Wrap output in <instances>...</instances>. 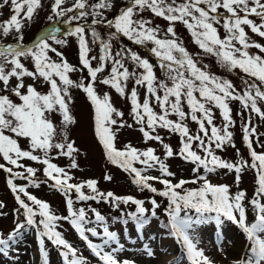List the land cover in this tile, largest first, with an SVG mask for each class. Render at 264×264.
<instances>
[{
  "label": "snow or ice",
  "instance_id": "1",
  "mask_svg": "<svg viewBox=\"0 0 264 264\" xmlns=\"http://www.w3.org/2000/svg\"><path fill=\"white\" fill-rule=\"evenodd\" d=\"M46 4L49 24L26 41V28ZM5 7L10 14L0 20V171L7 174L16 206L13 229L7 235L0 231V256L12 253L18 261L16 245L27 229L38 242L41 264H50L49 243L63 264H90L61 230L67 222L96 264H137L123 255L128 249L122 236L130 223L142 236L162 210L167 217L162 226L182 244L190 264H216L198 247L197 228L214 224L219 240L229 222L248 242L234 264H264V132L259 131L264 125V0H0V9ZM178 26L199 51L188 49ZM69 38L77 45L78 64L63 51ZM206 57L236 73L243 87L212 72ZM74 73L81 74L79 79L72 78ZM73 90L89 103L92 136L105 161L127 173L139 192L151 193L147 201L101 191L96 179L75 182L71 170L79 168L81 149L70 136L80 123ZM112 92L126 101L133 123L115 105ZM233 103L240 106L242 142L250 160L236 148ZM134 125L143 148L119 144L121 129ZM162 131L178 137V150L165 142ZM150 143L162 148V156ZM228 147L240 157L235 162L217 154ZM176 156L193 165L189 178L174 179L167 160ZM61 157L69 160L67 167L54 162ZM218 169L235 174V191L211 181ZM246 170L254 173L251 196L239 188ZM103 179L113 177L105 173ZM41 184L63 195L66 215L29 190ZM89 201L116 210L119 215L111 223L125 226L122 231L110 230L109 218ZM6 208L0 200V217L8 215ZM144 253L155 255L147 244Z\"/></svg>",
  "mask_w": 264,
  "mask_h": 264
},
{
  "label": "rangeland",
  "instance_id": "2",
  "mask_svg": "<svg viewBox=\"0 0 264 264\" xmlns=\"http://www.w3.org/2000/svg\"><path fill=\"white\" fill-rule=\"evenodd\" d=\"M119 2L122 3L123 0H119ZM46 13L47 4L45 6V10L40 11L38 18H36L35 21L26 28V41L32 40L38 32L42 31L45 26L49 24L46 18ZM9 14L10 7L0 9V20L7 19ZM156 22L162 26L165 24L162 20H157ZM58 26L61 28L68 27V25L63 23H60ZM178 32L185 40V44L190 51H199V49L191 43V38L185 29L178 26ZM69 39L70 44L68 47L64 48L63 51L70 63L78 64L77 45L74 39ZM125 43L128 42L125 41ZM135 50L139 51L141 55H147V53L141 48H136ZM204 63L209 64L210 70L215 74L232 80L238 89L243 87L239 76H237L234 72L230 73L226 69L221 68L215 62V58L206 57L204 58ZM80 75V73H74L72 74V78L79 79ZM83 75H86V72L83 73ZM106 90L108 89H101V91ZM140 91L141 95H143V89ZM112 95L115 105L125 112V119L128 120V123H133L131 118L128 116L129 106L126 101L121 99L114 92H112ZM73 96L75 101V115L79 119L80 123L71 130L70 136L75 139L77 146L81 149V154L77 157L79 168L71 170V174L74 176L75 182H80L86 179H96L99 181L98 187L101 191H112L117 195H133L136 198L145 199L147 201V199L151 197V193L147 191L143 193L139 192L131 183L127 173H124L122 170L107 164L99 146L96 144L92 136L89 103L84 94L79 90H73ZM232 108L233 116L237 121L236 127L232 129L236 148L240 149V152L243 154L245 159L250 160V157L247 155V149L242 142L241 117L237 115V112L240 110V106L238 103H233ZM219 122V114L217 113V123ZM192 127L195 129V125H192ZM259 131L264 132V125L259 127ZM161 135L165 137L166 143H170L175 150H178L179 141L177 136L168 134L164 131L161 132ZM125 143H131L140 148L145 147L142 141L141 133L138 131L137 126L134 125L133 128L121 129L119 133V144L122 146ZM149 146L155 147L157 149V154L162 156L163 150L159 145L150 143ZM257 151H260V149L257 148ZM217 154L229 162H235L240 158L236 153V149L231 147H228L223 151H218ZM54 162L62 167H67L69 164V160L64 157H61ZM27 163H30L34 167H40L34 162ZM167 163L170 166V170L176 173V177L174 179L189 178L191 176V169L193 165L182 160L180 157L176 156L169 158ZM105 173L111 174L113 179L111 181H105L103 179ZM152 174L159 175V173L155 170L152 171ZM6 175V173L0 171V200H3L6 203L7 208L4 209V211L8 213L7 216L0 217V231H2L5 235H7L14 227L12 210L16 206L13 194L6 186ZM209 178L215 184H227L232 187L233 191L236 190L235 174L233 172L218 169L217 172L211 174ZM41 179H43L42 175ZM155 186L157 188L162 187L159 184H156ZM239 188L247 190L249 196L253 194L254 173L251 170H246L242 174ZM29 190L39 199L48 202L57 214L66 215L65 198L60 192L53 190L46 184H41L39 188H30ZM157 199L160 200L161 198L157 197ZM87 203L109 218L110 230L116 231L119 234L125 227L120 223H111V218L118 216L119 213L112 209L108 204H97L94 201H89ZM77 206L79 207L84 205ZM146 206L150 207V205L147 204ZM121 207L125 211L135 210V206L122 205ZM253 215L254 214L250 212L249 221H252ZM158 216L167 218L163 214L162 210H158ZM62 223L63 227L61 230L64 232L65 237L73 243L74 246L79 248L85 257L89 258L90 264H96V260L87 250L86 244L79 239L78 235L67 222ZM160 223V219H153L152 222L143 230L142 236L135 232L134 225L130 223L127 226V231L121 239V242L125 243V246L128 249V251L123 255L135 260L137 264H175L177 259L180 260V264H190L187 259L186 250L183 248L182 244H180L175 237L167 234V231ZM217 236L218 230L215 225L211 223L198 227L196 231V238L199 241L198 247L203 248L207 255L213 257L216 260V264H234L235 261L245 255L248 242L237 226L231 224L230 222L226 223L222 228V235L219 240L217 239ZM91 239H93L94 242H100L96 238ZM133 240L135 243H132ZM145 244H147L155 253L153 257H148L144 253ZM237 246H240V248L236 249ZM16 247L20 249L19 260H14L13 254L10 253L7 257L0 256V264H41L38 242L36 241L32 231L26 229L22 242L16 245ZM47 247L49 251L50 264H63L62 257L59 256V250L50 243Z\"/></svg>",
  "mask_w": 264,
  "mask_h": 264
},
{
  "label": "trees",
  "instance_id": "3",
  "mask_svg": "<svg viewBox=\"0 0 264 264\" xmlns=\"http://www.w3.org/2000/svg\"><path fill=\"white\" fill-rule=\"evenodd\" d=\"M159 217V219H160V224H161V226H162V222H166L167 221V218H164V217H160V216H158ZM163 227V226H162ZM164 228V227H163ZM166 231H167V234H169V231H168V229H166V228H164Z\"/></svg>",
  "mask_w": 264,
  "mask_h": 264
},
{
  "label": "bare ground",
  "instance_id": "4",
  "mask_svg": "<svg viewBox=\"0 0 264 264\" xmlns=\"http://www.w3.org/2000/svg\"><path fill=\"white\" fill-rule=\"evenodd\" d=\"M238 248H240V246L239 247L238 246L236 247V249H238Z\"/></svg>",
  "mask_w": 264,
  "mask_h": 264
}]
</instances>
